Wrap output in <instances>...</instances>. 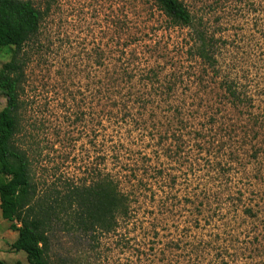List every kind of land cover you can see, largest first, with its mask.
I'll list each match as a JSON object with an SVG mask.
<instances>
[{
    "label": "rangeland",
    "instance_id": "obj_1",
    "mask_svg": "<svg viewBox=\"0 0 264 264\" xmlns=\"http://www.w3.org/2000/svg\"><path fill=\"white\" fill-rule=\"evenodd\" d=\"M23 1L43 13L24 48L15 138L34 201L107 174L131 197L113 234L63 216L50 262L264 264V0H182L215 43L214 70L152 0ZM11 51L0 48V68ZM225 82L243 102L230 104ZM16 237L0 216V264L26 263Z\"/></svg>",
    "mask_w": 264,
    "mask_h": 264
},
{
    "label": "trees",
    "instance_id": "obj_2",
    "mask_svg": "<svg viewBox=\"0 0 264 264\" xmlns=\"http://www.w3.org/2000/svg\"><path fill=\"white\" fill-rule=\"evenodd\" d=\"M152 1L173 26L190 30L194 55L214 70L215 43L196 29L182 0ZM42 17L43 13L30 1L0 0V48L12 50L9 60L0 68V96L5 99L0 111V216L17 233L10 250L26 256V263L14 264H54L48 256L49 232L63 216L68 217L70 226L64 225L94 236L115 233L119 222H128L131 213L129 193L117 175L110 174L91 186L75 185L64 192L54 189L51 195L34 201L30 163L25 151L16 146L15 138L19 129L18 89L27 64L24 48L37 36ZM221 87L232 106L243 102L233 82L222 83ZM119 150L113 149L111 158L115 162L122 159Z\"/></svg>",
    "mask_w": 264,
    "mask_h": 264
}]
</instances>
